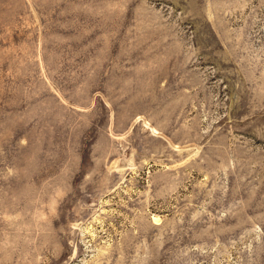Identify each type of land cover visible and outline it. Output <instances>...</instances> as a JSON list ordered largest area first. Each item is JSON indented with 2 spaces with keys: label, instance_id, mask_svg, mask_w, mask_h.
Returning a JSON list of instances; mask_svg holds the SVG:
<instances>
[{
  "label": "rangeland",
  "instance_id": "obj_1",
  "mask_svg": "<svg viewBox=\"0 0 264 264\" xmlns=\"http://www.w3.org/2000/svg\"><path fill=\"white\" fill-rule=\"evenodd\" d=\"M0 264H264V0H0Z\"/></svg>",
  "mask_w": 264,
  "mask_h": 264
}]
</instances>
